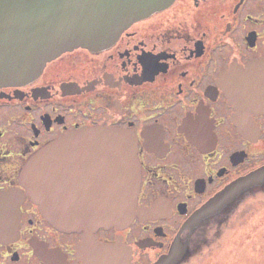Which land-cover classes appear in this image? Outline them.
Instances as JSON below:
<instances>
[{"label":"flooded vegetation","instance_id":"af4514ba","mask_svg":"<svg viewBox=\"0 0 264 264\" xmlns=\"http://www.w3.org/2000/svg\"><path fill=\"white\" fill-rule=\"evenodd\" d=\"M97 129L136 138L138 215L123 228L60 230L32 203L21 172L52 142ZM60 156L62 194L101 218L111 167L93 152ZM234 185L216 208L224 210L192 223ZM10 194L0 200V264H205L258 251L264 235L251 233V220L264 219V0H174L113 45L64 52L28 84L0 88V198ZM211 234L226 241L200 255Z\"/></svg>","mask_w":264,"mask_h":264},{"label":"water","instance_id":"95a60500","mask_svg":"<svg viewBox=\"0 0 264 264\" xmlns=\"http://www.w3.org/2000/svg\"><path fill=\"white\" fill-rule=\"evenodd\" d=\"M173 1L0 0V88L28 84L42 74L47 63L64 52L78 48L101 50L113 45L132 24ZM66 149L74 153L93 152L98 166L107 163L111 167L112 195L108 211L101 218L93 211L75 209L74 196L62 194L59 160ZM20 180L32 203L60 230L127 227L138 215L140 172L136 138L131 133L108 129L73 133L37 152L24 167ZM238 189V185L229 188L200 210L192 223L224 210L216 208L226 204ZM9 197L12 194L0 200L6 202ZM89 206L88 209L93 208L92 204ZM144 214L148 216L151 211L144 210Z\"/></svg>","mask_w":264,"mask_h":264},{"label":"rangeland","instance_id":"374dc122","mask_svg":"<svg viewBox=\"0 0 264 264\" xmlns=\"http://www.w3.org/2000/svg\"><path fill=\"white\" fill-rule=\"evenodd\" d=\"M261 211H262V209H253L252 216L257 215V217H258V214ZM262 221H264V219L260 220L258 218V219L251 220V222H254L256 225L255 228H253V227L251 228V233L261 232L260 234H258L257 239L264 235V231H262V230H264V225H262L263 224ZM260 223H262V224H260ZM231 229H233V222H231L230 224L225 225L223 227L224 237L229 235V232L231 231ZM220 232H221V230H220ZM249 233H250V230H249ZM233 236H234V233L231 234V237H233ZM213 237H215L213 234L208 236V238L206 239V242H205L206 247L201 248V250L199 251L201 253L200 255L211 253L210 250L208 249V247H211V246L215 247L216 246V248H217V246H220L221 244H223L226 241L224 239L221 242H216V238H213ZM245 245H246V243L244 244V246ZM227 249H228V246L226 247V250ZM257 250L258 251L250 249V251H248V252H247V250H244L239 261H235V258L233 257V255L229 254L228 256H226L225 255L226 253L223 252L221 256H218L219 258L216 256L217 259H215L213 262L211 260H209L205 264H264V245L261 248H257ZM216 251H217V249H216ZM216 253H218V252H216ZM214 256H215V254H214ZM195 261H197V260H195ZM198 262H201V261L192 262L191 264H197Z\"/></svg>","mask_w":264,"mask_h":264}]
</instances>
